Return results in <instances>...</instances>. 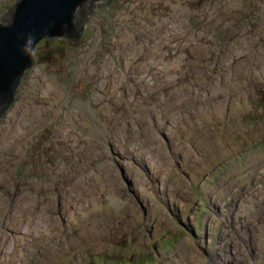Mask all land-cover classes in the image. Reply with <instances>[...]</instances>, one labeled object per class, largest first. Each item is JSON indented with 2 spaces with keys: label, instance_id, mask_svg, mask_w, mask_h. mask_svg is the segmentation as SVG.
<instances>
[{
  "label": "rangeland",
  "instance_id": "374dc122",
  "mask_svg": "<svg viewBox=\"0 0 264 264\" xmlns=\"http://www.w3.org/2000/svg\"><path fill=\"white\" fill-rule=\"evenodd\" d=\"M92 14L0 120V264H264V0Z\"/></svg>",
  "mask_w": 264,
  "mask_h": 264
},
{
  "label": "water",
  "instance_id": "95a60500",
  "mask_svg": "<svg viewBox=\"0 0 264 264\" xmlns=\"http://www.w3.org/2000/svg\"><path fill=\"white\" fill-rule=\"evenodd\" d=\"M102 0H17L0 20V120L15 104L28 71L37 65L36 50L43 41L79 43L85 24ZM65 56L64 48L56 50Z\"/></svg>",
  "mask_w": 264,
  "mask_h": 264
},
{
  "label": "bare ground",
  "instance_id": "6f19581e",
  "mask_svg": "<svg viewBox=\"0 0 264 264\" xmlns=\"http://www.w3.org/2000/svg\"><path fill=\"white\" fill-rule=\"evenodd\" d=\"M185 31H186V30H185ZM187 31H188V30H187ZM36 59H37V58H36ZM20 87H21V86H20ZM18 92H19V91H18ZM16 100H17V99H16ZM15 103H16V102H15ZM13 106H14V105H13ZM13 106H12V107H13ZM12 107H11V108H12ZM11 108H10V109H11ZM5 116H6V115H5ZM5 116H4V117H5ZM4 117H3V118H4ZM3 118H2V119H3ZM244 200H245V199H244ZM256 201H257V199H256ZM244 202H245V201H244ZM247 202H249V201H247ZM254 202H255V201H254ZM257 203H258V202H257ZM234 204H235V203H234ZM239 204H240V203L235 204L234 207H239ZM241 204H243V203H241ZM241 204H240V207H241ZM252 204H253V203H252ZM252 204H251V205H252ZM259 204H260V202H259ZM262 204H263V202H262ZM243 205H244V204H243ZM246 205H247V204H245V206H246ZM263 205H264V204H263ZM245 206H244V208H246ZM261 206H262V205H261ZM242 207H243V206H242ZM248 207H249V205L247 206V208H248ZM254 207H256V206H254ZM259 207H260V206H259ZM263 207H264V206H262V208H263ZM256 208H257V207H256ZM251 209H252V208H251ZM263 209H264V208H263ZM253 210H254V209H253ZM261 210H262V209H261ZM239 211H240V210H239ZM259 211H260V210H259ZM256 212H258V210H257ZM160 219H161V217H160ZM160 219H159V220H160ZM53 221H54V220H53ZM162 221H163V220H162ZM55 223H56V222H55ZM55 223H54V224H55ZM52 225H53V224H52ZM55 226H56V225H55ZM103 229H104V228H103ZM107 230H108V229H107ZM34 231H35V230H34ZM45 232H47V231H45ZM54 233H55V231H54ZM48 234H49V233H48ZM43 235H44V234H43ZM43 235H42V236H43ZM95 236H96V235H95ZM49 237H50V235H49ZM51 237H52V236H51ZM137 237H138V236H137ZM140 238H141V237H140ZM82 239H83V238H82ZM82 239H80V240H82ZM86 241H87V240H86ZM87 242H88V241H87ZM141 242H142V241H141ZM78 243H79V242H78ZM7 252H8V251H7ZM11 253H12V252H11ZM67 253H68V252H67ZM231 253H232V252H231ZM193 254H194V255H197L198 253H197V251H194ZM234 255H235V254H234ZM11 256H12V255H11ZM70 256H71V255H70ZM19 260H20V259H19ZM83 261H84V260H83ZM82 263H83V262H82Z\"/></svg>",
  "mask_w": 264,
  "mask_h": 264
},
{
  "label": "trees",
  "instance_id": "16d2710c",
  "mask_svg": "<svg viewBox=\"0 0 264 264\" xmlns=\"http://www.w3.org/2000/svg\"><path fill=\"white\" fill-rule=\"evenodd\" d=\"M43 42H47V41H43ZM41 44V43H40ZM39 44V45H40ZM47 55H49V54H47ZM40 58H42V54H40V52L38 53V55H37V59L39 60ZM263 101H264V98H263Z\"/></svg>",
  "mask_w": 264,
  "mask_h": 264
},
{
  "label": "flooded vegetation",
  "instance_id": "af4514ba",
  "mask_svg": "<svg viewBox=\"0 0 264 264\" xmlns=\"http://www.w3.org/2000/svg\"><path fill=\"white\" fill-rule=\"evenodd\" d=\"M60 41H62V40H60ZM63 42H65V43H70V42H66V41H63ZM70 44H76V43H70ZM63 48V47H62ZM59 49H61V48H59ZM58 50V49H57ZM64 50H65V48H64ZM66 53V52H65ZM61 58H64V57H61Z\"/></svg>",
  "mask_w": 264,
  "mask_h": 264
}]
</instances>
